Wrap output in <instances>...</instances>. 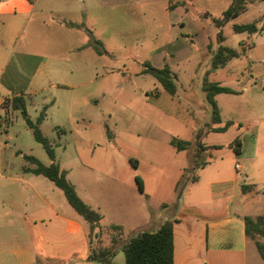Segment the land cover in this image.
I'll return each mask as SVG.
<instances>
[{
    "label": "rangeland",
    "instance_id": "374dc122",
    "mask_svg": "<svg viewBox=\"0 0 264 264\" xmlns=\"http://www.w3.org/2000/svg\"><path fill=\"white\" fill-rule=\"evenodd\" d=\"M88 1L76 0L78 5ZM168 1L178 0L88 2L82 24L88 49L83 57L89 79L91 75L93 78L80 90L71 89L66 96L58 94L55 88L44 90L27 98L25 105L27 116L34 124L38 115L44 114L38 124L40 134L52 144L56 161L68 173L67 180L75 182L80 193L102 206L105 222L119 224L116 221L129 214V206L136 200L146 203L152 214L166 206L163 213L167 219L175 216L187 226L196 220L198 225H192L188 232L192 233L194 243L196 238L204 239L206 232L198 228L206 219L227 209L219 203L225 198L223 194L209 201L204 197L201 206L195 207L189 205L195 187L185 188L184 195L183 188L179 193L181 185L197 174L201 160L210 158L203 152L201 157L195 155L196 134L201 135L199 141L206 145H221L220 149L211 150V154L228 170L234 164L230 149L223 144L237 135L240 139L251 137V128L258 131L264 128V0H246L248 10L222 27L225 38L222 44L245 52L210 73L206 72L210 68L211 52L218 46L217 29L213 24L208 25L211 22L203 14L206 9L215 10L213 3L195 0L191 4L183 0V6L171 11L167 9ZM179 18L183 26L174 21ZM252 21L263 29L252 34L235 33L231 29L232 22ZM207 39L213 50L204 46ZM157 45L167 52V58L178 52L185 54L180 60L168 63L176 75L174 97L155 77L143 72L144 61L158 67L154 62L156 56H152ZM61 47L59 55L64 52ZM95 50L101 54L96 55ZM205 83L249 87L231 99H219L224 115L242 123L240 130L234 127L226 132L207 131L211 107L205 98ZM155 89L161 91L159 97L153 95ZM65 104L73 113H69ZM5 107L10 119L1 130L5 143L1 156L13 159L14 166L28 165L22 155L34 156L48 165L49 157L33 137L21 111L11 105ZM171 139L189 140L191 144L177 150ZM239 194L240 191L232 205L238 213L251 207L256 214L264 215V198L259 203L247 202L245 208H236ZM90 237L96 240L94 251L101 249V233L92 232ZM256 240L264 244L263 236H256ZM255 241L249 239L246 244L245 255L250 260L243 261L241 255L207 256L202 252L200 256L196 254L191 264H264Z\"/></svg>",
    "mask_w": 264,
    "mask_h": 264
},
{
    "label": "crops",
    "instance_id": "0c3cea01",
    "mask_svg": "<svg viewBox=\"0 0 264 264\" xmlns=\"http://www.w3.org/2000/svg\"><path fill=\"white\" fill-rule=\"evenodd\" d=\"M188 1L191 4L195 2V0ZM88 2L78 5L76 0L0 1V97L2 99L22 96L27 112L25 105L27 98L54 88L59 91L58 94L66 96L71 89L80 90L93 78L91 75L89 79L87 61L83 57L88 49L87 36L83 32L82 25ZM209 2L213 3L215 10L206 9L207 13L219 17L231 0ZM167 3V9L171 11L176 10L180 5L183 6V0ZM205 19L208 23L211 22L208 25L213 24L209 17ZM174 21L179 22L181 26L184 25L182 18ZM174 21L171 20L173 26ZM256 25L258 28H263L257 22ZM262 32L264 33V30ZM55 36H58V39H54ZM208 43L207 39L204 46L207 47ZM62 45L64 52L63 55H59ZM158 46L152 55L156 56L154 62L158 68L165 64L170 68L168 63L185 56L178 52L177 55H170V58H167V52H162L161 46ZM189 52L190 50L187 51ZM240 52L242 55L245 50ZM95 53L101 54L96 50ZM237 59L234 58L232 61ZM151 65L153 66L152 63ZM254 83L256 84V81ZM229 88L234 92L217 93L214 96L221 122L212 123L210 118L209 123L215 127L231 121L232 124L224 132L234 127L240 130L242 125L239 126V122L236 123L230 115H224L219 99H231L239 93L242 94V91L249 90L247 85ZM155 90L153 95L159 97L161 91ZM68 106L65 104L69 113H73ZM179 107L182 109L181 106ZM166 111L165 115H167ZM240 140L239 152H234L228 146L230 141L223 144L230 149L229 155L234 164L233 168L228 170L220 163L218 157L211 154V150L220 149L221 145L217 143L206 145L201 142L205 148L207 147L203 153L209 154L211 158L206 160L205 165L198 166L197 174L194 175L196 180H188L182 194L184 195L188 187H195V194L189 201V205L195 207L201 206L200 201L204 197L209 201L223 194L225 198L219 203L222 202L227 209L221 214L207 218L204 225L200 224L198 229L204 230L206 234L204 239L196 238L194 243L192 233L188 232L192 229V225H198L196 220H191V224L187 226L182 219H177L175 216L167 219L163 213L166 206L163 205L164 208L160 212L152 214L146 203H139L136 200L129 206L131 209L129 214L116 221L119 224L105 222L106 214L102 206L94 203L93 199L85 197L80 193L76 183L71 182L81 199L101 216L92 232L101 233L103 238L101 249H114L109 264H124L121 245L137 228L155 230L164 220L173 222V264H191L196 254L200 256L202 252L207 256L241 255L243 261L250 260L249 255H245L249 239L244 233L243 218L244 216L255 218L263 214H256L251 207L244 213H238L232 205L239 191L236 208H245L247 202L259 203L264 198V128L259 131L251 128V137L244 136ZM208 146L216 147L208 148ZM4 147L5 144L1 152ZM1 152L0 264H104L90 256L96 243V240L89 236L90 224L71 207L62 190L44 175L24 170L25 167H32V163L27 161L28 165L19 163V166H14V160L1 156ZM239 161H242L243 165ZM236 163L239 165L238 168H235ZM64 171L67 177L68 173ZM242 185L250 187L242 190ZM54 187H57L63 196ZM111 225H117L119 228L112 229ZM250 257H253V254Z\"/></svg>",
    "mask_w": 264,
    "mask_h": 264
},
{
    "label": "trees",
    "instance_id": "16d2710c",
    "mask_svg": "<svg viewBox=\"0 0 264 264\" xmlns=\"http://www.w3.org/2000/svg\"><path fill=\"white\" fill-rule=\"evenodd\" d=\"M246 8V0H231L230 4L222 11L221 16H212L207 12L203 14L204 18L209 17L215 25L217 29L216 40L218 44L215 50L212 49L211 42L207 44V48L213 51L211 52L210 68L206 73L224 66L231 59L238 58L241 55L240 50L222 44L225 39L222 34V27L230 20L235 19L241 13L245 12ZM231 29L235 33L246 32L248 34L256 33L259 30L256 22L254 21L246 23L232 22ZM143 72L149 73L155 77L162 85L163 89L169 94H175L176 75L166 64L158 68L145 62ZM203 90L205 92L206 101L211 107V122L220 123L221 117L214 96L217 93H233L234 91L231 88L219 85L218 83H205ZM4 105H11L13 108L19 109L21 111L27 125L32 129L33 137L42 144L49 159L51 160L48 165H45L34 156L23 155L25 160L33 164L32 167H25L24 170L35 174H42L52 181L57 187H59L71 207L89 222L90 231L92 233L94 228L97 227L101 216L96 210L87 205L78 195L74 185L67 180L65 171L60 168L59 163L56 161L52 144L46 137L40 134L38 124L43 120L44 114L40 113L36 118V123H32L30 118L27 116L22 96H16L9 99L6 98L4 99ZM231 124V121H227L223 125L215 127L207 124L208 131L224 132ZM238 125L241 126L242 123L239 122ZM196 137L197 138L195 142L197 146V152L195 155L201 157V152H203L207 147L205 148V146H203V144L199 141L201 138L199 133L196 134ZM170 143L177 150H183L191 144V141L183 139H171ZM228 146L231 147L234 152H239L241 147L240 137L236 136L228 143ZM209 147L216 146H208V148ZM207 155L211 158L209 154ZM206 163L207 161L202 159L198 166H203ZM190 180L195 181V176H193V178ZM137 182L139 183V190L142 191V185H140L139 179H137ZM185 184L186 182L181 185L179 193L182 191V188L185 186ZM245 187L250 186L242 185L241 189L244 190ZM243 220L244 233L247 238L255 241L256 236L264 237V215H258L255 218H252L251 216H244ZM110 228L116 229L119 228V226L111 225ZM97 233H99V231L95 232V234ZM254 243L256 245L257 251L264 260V244L258 240H256ZM121 250L124 255V264H173V222L171 220H164L155 230H150L149 228H140V230L135 231L134 234H132L121 245ZM114 252L115 251L113 248H104L99 249L98 251L93 250L90 256L99 259L104 264H109V258L114 254Z\"/></svg>",
    "mask_w": 264,
    "mask_h": 264
},
{
    "label": "built area",
    "instance_id": "2783aa9c",
    "mask_svg": "<svg viewBox=\"0 0 264 264\" xmlns=\"http://www.w3.org/2000/svg\"><path fill=\"white\" fill-rule=\"evenodd\" d=\"M9 119H10L9 118V111L4 105V99H2L0 97V152H1L3 145L5 144L1 138V130H2V128H5L8 125ZM238 167H239V165L236 163L235 168H238Z\"/></svg>",
    "mask_w": 264,
    "mask_h": 264
}]
</instances>
